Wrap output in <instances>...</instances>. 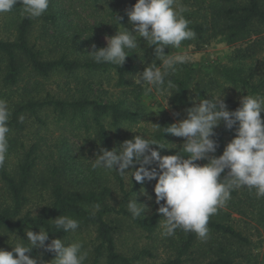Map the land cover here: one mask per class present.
<instances>
[{
    "label": "trees",
    "instance_id": "1",
    "mask_svg": "<svg viewBox=\"0 0 264 264\" xmlns=\"http://www.w3.org/2000/svg\"><path fill=\"white\" fill-rule=\"evenodd\" d=\"M181 1L184 2L179 6L186 9L183 15L190 21L189 27L196 33L195 38L185 40L184 43L205 46L223 36L229 44L243 42L245 45L235 49L228 62L218 64L212 72L204 71L199 63L188 62L179 65L175 74L166 77V81L171 80L173 84L170 90H166L170 96V103L182 109L186 116V109L193 106L195 97L204 99L222 95L226 85L238 89H249L250 95L264 94V0H194L188 6L186 4L189 0ZM135 3L136 0H132V6ZM11 13H13L12 22L16 27V35L13 40L0 38V99L8 102L11 112L7 155L10 156L16 151V153L20 152V156L13 169L8 168L5 163L0 166V178L6 184L12 200V204L0 210V226L20 230H23L25 226L36 231L42 228L49 231V238L53 235L66 236L68 233L54 227L52 219L59 215H67L78 222L83 221L96 227L100 244L95 248V258L91 264H99L102 257L106 258L107 264H137V257H130L117 249V226L114 219L108 218H111L112 214L132 217L139 227L150 234L154 233L160 224V213H154L149 218L133 217L127 207L130 196L137 192L147 180L141 184L136 182L134 177L131 178V190L126 191L125 176L115 171L117 185L124 194L122 201L116 207L108 201L112 198V190L108 185L98 189L88 184L73 190L72 185L69 187L63 179L56 178L51 187L50 202L44 205L37 215L31 213L21 215L28 198L27 194L33 188L35 180L38 146L33 144L31 148L24 150L26 147L20 148L16 138L10 136V133L21 132L25 128L27 113L44 123L45 120L40 114L52 110L64 118L71 114L81 116L85 127L90 128L92 125L98 141L107 144L109 132L103 119L109 118L111 124L118 127L125 122L137 123L141 117L139 110L133 112L129 106H126L127 97L107 102L84 96L65 100L51 93L42 96V91L37 85L29 90L23 87L25 84L27 86L32 83L30 78H49L58 72L77 76L82 70L90 74L114 72L118 86L131 87L135 84L133 78L141 69L143 71L144 67L152 63L160 67V61L156 59L153 47L147 46L144 38H141L143 44L141 46L139 44L140 48L130 50L123 66L118 67L108 63L98 64L92 57L71 58L67 53L58 58L48 59L44 58L42 51L31 40L35 20L23 14L22 5L19 3L10 11ZM118 15L123 17L120 21L123 26L131 24L126 11H121ZM46 18L60 23L62 17L49 14ZM260 54H262L263 69L261 73L255 71L252 66L254 60L260 59L258 57ZM140 87L138 94L144 90L142 86ZM20 88L22 91L19 90ZM16 93H18V99L15 100ZM223 98L230 111L240 106V101L234 97L227 95ZM89 118L92 120L91 125L88 123ZM167 126H169L167 123L164 124L154 135V139L166 147L160 149V153L171 155L179 152L187 155L183 153L182 148H168L163 143L169 135V133H163L164 127ZM237 127L238 123L232 129H227L221 123L215 128L216 135L213 138L217 141L218 147L214 155L219 156L223 153L225 146L236 135ZM153 147L157 146L153 145ZM197 163L200 164L199 161ZM230 195L231 198L228 200L230 211H224L221 218L218 212L209 218V230L217 232L220 236L210 243L208 252L204 253V260L199 264H253L252 260L258 259L257 256L249 259L248 252L253 249V241L236 228L230 219L232 212H237L256 223L258 229L264 230V197L257 198L255 189L249 190L246 187L233 189ZM176 232L175 236L178 235L177 243L179 244L177 255L162 264H184L188 261H196L193 255L199 237L194 232H184L181 229ZM173 242L175 243V240ZM143 253L149 254L150 251H143Z\"/></svg>",
    "mask_w": 264,
    "mask_h": 264
},
{
    "label": "rangeland",
    "instance_id": "2",
    "mask_svg": "<svg viewBox=\"0 0 264 264\" xmlns=\"http://www.w3.org/2000/svg\"><path fill=\"white\" fill-rule=\"evenodd\" d=\"M193 1L189 0L186 5H191ZM183 2L178 0V5H182ZM131 6L132 0H50L47 11L41 17L34 19L31 40L42 51L44 58H58L64 53H67L71 58L76 56L80 59L91 58L89 52L92 51L93 44L97 48L105 47L106 36L115 35L118 29L123 30L125 26L121 22V25L111 24L115 23L112 18L119 12L131 8ZM49 14L62 17L60 23L47 19L46 16ZM12 18L13 13H0V38L5 40L15 38L16 27ZM125 28L131 30L132 25L128 24ZM141 38L140 46L143 44ZM242 45L245 44L243 42L229 44L223 36H220L205 46L182 42L179 48L166 46L164 49L165 53L169 55L187 54L191 57L190 62L199 63L204 71L212 72L218 64L228 62L235 49ZM258 57L260 59L254 60L252 66L255 71L261 73L263 70L261 65L262 54ZM138 78L139 74L137 73L133 81L135 82ZM30 79H32V83L27 86L25 84L23 88L29 90L37 85L42 91V96L51 93L65 100L84 96L105 102L127 97L126 106H129L133 112L139 110L141 117L137 123L125 122L118 127H114L109 118L103 119L109 132V142L106 144L98 141L95 128L91 125V118L88 122L91 126L86 128L81 116L71 114L64 118L52 110H48L40 114L45 120L44 123H41L27 113L25 128L21 132L13 131L10 133V136L16 138V143L20 148L21 146L26 147L24 150H28L33 144L38 146L35 180L33 188L27 194L28 198L21 215L26 213L37 215L40 209L50 202L51 187L56 178L63 179L69 187L72 185L73 190H78L88 184L98 189L103 185H108L112 190V198L108 201L117 207L124 194L117 185L115 170L107 171L92 167L100 149L117 148L125 140L133 139L138 134L154 139V135L164 124L171 125L186 117L182 109L170 103L167 91L157 92L153 90L147 92V85L136 82L131 87L118 86L114 72L90 74L82 70L77 76L67 72H58L49 78L39 77L38 79L36 77ZM140 86L144 90L138 94V91L141 90ZM222 94L223 97L229 95L240 101L242 96L250 95V91L249 89L228 86L225 87ZM15 96V100L18 99V93ZM259 96L264 97V94ZM261 117L264 119V112L261 113ZM184 142V138L170 133L163 140L168 148L179 147L183 149ZM163 155L165 154H161V156ZM19 156L20 152L16 153V151L10 156L7 155L5 165L13 169L18 163ZM199 162L203 165L208 161L205 159L199 160ZM149 167H157L159 171L156 163ZM130 175V172L125 175L126 191L131 190ZM156 182L155 179L147 180L137 192L130 196V201L135 197L138 203L147 206L148 210L139 217L149 218L152 214L158 213L159 205L155 201L154 192ZM8 204H12V200L9 197L6 184L0 178V210ZM224 211H230L228 201L218 209L219 218ZM164 218L161 214L159 227L150 234L139 227L132 217L112 214L111 218L108 219H114L117 226V249L130 257H137V264H162L170 258H175L179 247L178 235L175 236L176 230L173 236L162 235ZM230 222L253 241V249L248 252L249 259H254V256L258 258L252 260L253 264H264V230L258 229L256 223L237 212H232ZM79 226L75 232H69L66 236H51L48 242L55 238L64 240L65 245L71 242H81L89 252L85 264H91L95 258V248L100 244L96 227L83 221L79 222ZM28 230L38 232L25 226H23V230L7 229L0 226V248L11 251L12 245L21 239L27 243L26 231ZM219 236L217 232L209 230L207 238L203 240L199 238L195 245L193 256L196 257V261H188L184 264L202 263L204 253L208 252L210 243L217 240ZM143 251H150V253L146 254ZM29 255L33 258H42L46 262L55 257V253L47 252L42 248H33ZM99 264H107L106 258L102 257Z\"/></svg>",
    "mask_w": 264,
    "mask_h": 264
},
{
    "label": "clouds",
    "instance_id": "3",
    "mask_svg": "<svg viewBox=\"0 0 264 264\" xmlns=\"http://www.w3.org/2000/svg\"><path fill=\"white\" fill-rule=\"evenodd\" d=\"M18 3L22 5L23 14L36 19L47 11L50 0H0V13L12 11ZM125 11L132 29L123 27L115 35L106 36L105 47L97 48L93 44L89 52L92 59L98 64L123 66L129 51L137 49L143 37L147 46L153 47L160 67L154 63L144 67L135 82L147 85V92L170 90L173 84L171 80L166 81V77L175 74L178 66L190 62L191 57L187 54L169 55L164 48H179L183 41L196 36L189 27L190 21L183 15L186 9L178 5V0H136ZM112 19L115 23L111 24L121 25L123 17L116 14ZM262 112L264 97L259 95L242 96L240 106L234 111L228 109L223 94L204 99L195 97L193 106L186 109V117L163 130V133L184 138L183 153L187 155L176 152L161 156L159 150L166 148L164 144L138 134L117 148H101L92 167L115 170L121 176L130 172V178L134 177L141 184L155 179L157 212L165 217L162 235L173 236L175 230L182 229L194 232L203 240L209 233L210 216L231 198L233 189H255L257 198L264 197ZM10 115L8 102L0 99V166L4 165L9 151ZM221 123L227 129L238 123L236 135L221 155H210L217 150L218 144L213 137L215 128ZM205 159L207 163H197ZM154 163L159 171L157 167H149ZM128 210L133 217H139L148 209L134 197L128 204ZM52 220L54 227L64 233L75 232L79 227V222L67 215H59ZM26 235L27 243L23 242L24 239L18 240L11 251L0 248V264H85L88 258L89 252L81 242L65 245L60 238L48 242L49 231L42 228L38 232L28 230ZM33 248L55 253V257L48 262L33 258L29 255Z\"/></svg>",
    "mask_w": 264,
    "mask_h": 264
}]
</instances>
